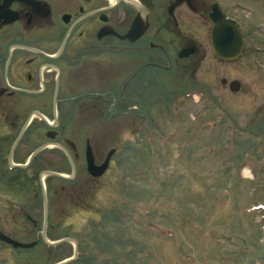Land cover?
Returning <instances> with one entry per match:
<instances>
[{
    "label": "rangeland",
    "instance_id": "1",
    "mask_svg": "<svg viewBox=\"0 0 264 264\" xmlns=\"http://www.w3.org/2000/svg\"><path fill=\"white\" fill-rule=\"evenodd\" d=\"M263 3L254 1L260 16ZM248 36L254 42L249 40L234 62H217L207 52L195 71L193 67L191 73L165 78L153 97L129 98L128 94L121 100L111 99L107 124L86 120L80 126L69 123L58 132L57 139L90 140L95 151L105 149L98 154L100 163L108 151L111 161L106 173L93 179L88 174L73 181L44 177L49 242L77 239L79 251L85 254L81 262L98 252L94 262L98 264H104L105 256L110 264L264 262V162L256 161L258 156L246 147L251 114L264 109V34L253 29ZM223 78L240 82V93L224 88ZM199 88L210 97L199 99ZM188 89L196 94L185 95ZM45 117L51 121L49 114ZM20 127L16 126L14 136ZM46 132L42 122L34 119L15 146L12 161L21 156L28 159L46 142ZM9 149L0 144L3 173ZM35 161L42 168L40 175L70 172L56 149H43ZM3 173L0 232L21 243L36 244L15 249L0 242V264H56L73 255L71 243L48 246L41 241L39 177L33 170L25 176ZM81 192H87L84 207L76 202L75 194ZM27 214L40 223L33 226ZM246 237L250 241L243 244ZM247 247L253 263L241 252Z\"/></svg>",
    "mask_w": 264,
    "mask_h": 264
},
{
    "label": "flooded vegetation",
    "instance_id": "2",
    "mask_svg": "<svg viewBox=\"0 0 264 264\" xmlns=\"http://www.w3.org/2000/svg\"><path fill=\"white\" fill-rule=\"evenodd\" d=\"M254 1L0 0V144L10 146L8 155L3 158L6 173L0 167V174L21 172L19 175L25 176L33 170V174L40 177L42 168L36 166V155L24 168L11 167L8 161L23 126L37 112L51 116L48 124L38 116L31 118L30 123L37 119L47 128V140L39 147L45 145L43 149L60 152L70 167L67 174H72V164L74 166L75 175L65 181L89 175L88 153L94 163L100 165L110 151L100 163L98 154L104 153V148L102 152L95 151L94 144L91 146L90 140L83 138L57 139L58 132L69 123L80 126L86 120L105 125L110 120L111 99L121 100L128 94L129 98L153 97L165 78L180 72L191 73L193 67L195 71L207 52L213 56L210 31L215 23L235 21L244 51L248 41L255 40L248 36L253 29L264 34V14L260 16L254 11ZM231 81L223 78L221 84L230 90ZM239 88L232 94L240 93L241 85ZM198 90L199 99L210 97L207 91ZM193 91L188 89L183 93L194 96ZM166 97L163 94V98ZM141 107L143 104L137 111ZM253 112L246 132L250 136L246 147L258 156L256 161L264 162V109L259 107ZM18 125H21L20 131L14 136ZM22 157L12 163L25 164L28 159ZM80 162L82 167L77 165ZM39 189L43 195L42 188ZM33 194L38 195L36 190ZM86 195L87 192L75 194L78 207H84V202L88 201ZM26 218L33 226L40 223L28 214ZM41 223L44 225V203ZM71 239L75 242L73 253L77 248L78 255L70 262L80 263L85 254L79 251V241ZM247 239H242L243 244L250 241ZM72 241L66 242L74 245ZM241 252L253 263L251 249L241 248ZM92 253L94 256L91 254L81 263L98 264L94 262L99 253ZM102 263L110 264L109 257L105 256Z\"/></svg>",
    "mask_w": 264,
    "mask_h": 264
},
{
    "label": "water",
    "instance_id": "3",
    "mask_svg": "<svg viewBox=\"0 0 264 264\" xmlns=\"http://www.w3.org/2000/svg\"><path fill=\"white\" fill-rule=\"evenodd\" d=\"M210 40H211L212 53L217 59H220L222 61H233L236 58H238L242 53V37H241V33H240L235 21H230V23L222 21L221 24L215 23L214 27L210 31ZM239 87H240V83L238 81H231L230 82V90L231 91L236 92L239 90ZM35 114L37 116H39L41 119L46 121V119L44 118L43 115H41L39 113H35ZM30 119L31 118H29L27 120V122L25 123V125L23 126L18 138L16 139L14 145L11 148L10 155L8 157L9 165L11 167H22V168L26 167L30 163V161L33 159V157L40 150H42L45 147V145H44V146L37 148L30 155L26 164H13L12 163L11 157L13 154V150H14L19 138L21 137L24 129L28 125ZM110 156H111V154H109L107 156L106 160L101 165H96L92 159L91 154L88 153L87 159H86L88 173L92 177L101 176L108 167ZM74 175H75V169H74V166L72 164V176L71 177L62 175L60 173L52 172V171L44 172L39 177V181H40V185H41L42 193H43V195H42L43 196V203H44V225H43V229H42L41 240L47 245H57L58 243L63 242V241H70V239H63V240L56 241V242H49L46 239L45 231H46V227H47L48 206H47V199H46V194H45V190H44L43 178H44V176H56L59 178L69 179V178H72ZM0 241L7 243V244H10L13 248H20V249L32 248L36 244V242L29 243V244L21 243L19 241H16V240L8 237L7 235H5L2 232H0ZM77 254H78L77 249H75L72 259L67 260L65 262L56 263V264H65V263L75 259L77 257Z\"/></svg>",
    "mask_w": 264,
    "mask_h": 264
},
{
    "label": "trees",
    "instance_id": "4",
    "mask_svg": "<svg viewBox=\"0 0 264 264\" xmlns=\"http://www.w3.org/2000/svg\"><path fill=\"white\" fill-rule=\"evenodd\" d=\"M17 178H18V179H16V180L18 181V180L21 179L19 182L22 183V180H23V179H22V178H19V177H17ZM24 178L26 179V177H24ZM51 178H53V177H51ZM57 179H58V178H57ZM26 180H27V179H26ZM34 180H35V178H33V181H34ZM60 180H62V179H60ZM25 182H26V181H25Z\"/></svg>",
    "mask_w": 264,
    "mask_h": 264
}]
</instances>
